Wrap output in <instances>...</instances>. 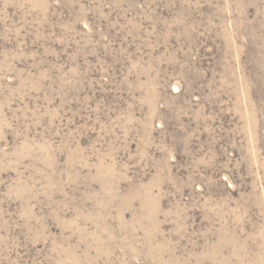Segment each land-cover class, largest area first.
I'll return each mask as SVG.
<instances>
[{"label":"rangeland","instance_id":"rangeland-1","mask_svg":"<svg viewBox=\"0 0 264 264\" xmlns=\"http://www.w3.org/2000/svg\"><path fill=\"white\" fill-rule=\"evenodd\" d=\"M0 264H264V0H0Z\"/></svg>","mask_w":264,"mask_h":264}]
</instances>
